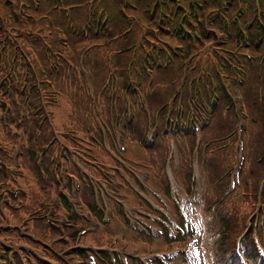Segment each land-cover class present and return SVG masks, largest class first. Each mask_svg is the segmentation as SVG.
I'll return each mask as SVG.
<instances>
[{"label":"trees","instance_id":"trees-1","mask_svg":"<svg viewBox=\"0 0 264 264\" xmlns=\"http://www.w3.org/2000/svg\"><path fill=\"white\" fill-rule=\"evenodd\" d=\"M82 52L94 97L103 98L102 87L109 80L116 85L122 109L126 104L123 90L131 99L138 96L133 84L140 77V90L151 110H159L162 123L168 111L181 112L185 119H199L207 114L205 103L211 94L215 91L219 95L201 135L202 144L208 147L206 207L215 206L210 231L219 228L216 254L222 258L235 247L236 237L246 225L242 223L245 203L251 196L256 199L264 179V0H0V182L3 188L20 186L26 190L19 194L18 211L7 205L0 210L1 227L6 222L19 225L27 212L41 209L52 199L59 187L54 162L60 161L61 149L80 148L79 137L93 144V155L101 166L105 161L115 163L100 143L101 131L92 115L93 97L80 69ZM168 54L171 61L167 67L158 66V60L163 61ZM147 65H152L151 76L146 73ZM239 66L245 70L241 86L235 80ZM237 89L247 112V162L241 187L224 196L228 182L224 175L236 155L238 141ZM110 94L113 92L108 90L107 96ZM135 109L137 114L128 130L134 143L148 130L138 99ZM49 110L54 111V119ZM56 110L61 117L55 116ZM21 112L24 116L19 124ZM85 116L97 143L87 131ZM20 130L24 132L21 171L26 177L16 178L9 168H14L12 152L19 144ZM189 140L192 143L194 135ZM45 145L49 146L39 165L38 155ZM166 148L167 144L158 140L154 148L146 150L148 165L157 178L163 176ZM91 159L88 156L85 165L101 176L89 163ZM68 163L78 174L73 161ZM82 197L95 212L89 185L83 187ZM10 201H14L11 194ZM46 211L33 216L31 237L20 239L18 231L0 236L15 237L16 242L38 249L43 240L60 234L51 224L45 235L41 215ZM70 218L73 227L67 229L66 240L55 245L58 250L72 244L77 230L88 225L72 210ZM110 238L105 232L94 241L107 243ZM248 250H254L252 238ZM17 263L21 264V255Z\"/></svg>","mask_w":264,"mask_h":264},{"label":"rangeland","instance_id":"rangeland-1","mask_svg":"<svg viewBox=\"0 0 264 264\" xmlns=\"http://www.w3.org/2000/svg\"><path fill=\"white\" fill-rule=\"evenodd\" d=\"M55 116L59 118L61 117V113H57V110H56ZM158 122H159V125H161V122H162L161 118L159 119ZM136 149L139 152H143L138 146H136ZM241 152L242 151L241 150L238 151L237 148L236 150H234V154L236 155L234 159L232 160L231 166L229 164V172H230V167L234 168L235 166H237L239 157L241 156ZM245 154L247 156L246 149L244 151V155ZM134 159L136 161V165H140L144 163L148 164L145 154L141 159H139L137 155L134 156ZM175 162H177V160ZM245 162H247V158ZM136 167L138 168V171L143 169L142 166H136ZM243 170H246V168H244ZM244 197L246 196L244 195ZM184 201L185 200H183V202L180 203L181 209L184 210L183 212L186 216L185 218L187 220V223L192 226V230H189V232L183 236L182 241L166 245L165 241H161V239H158L157 241L150 243V244L143 242V240L141 239L131 240L128 236V231H126L124 226L120 224V222H118L117 220H113V232L111 233L112 237L110 238V240H112L113 238L114 239L117 238L118 243L116 245V248L121 250L120 253L122 255L125 254L123 250L124 251L126 250L127 252L131 253L132 255L131 257H133L134 259H138L137 256H139L140 260L143 262L147 258L148 255H151L153 253H161L162 251L166 249L171 251L176 247H180V249L182 250V255L180 257L178 256L174 257L172 259V263L173 264H194L196 263L194 262L195 261L194 259L188 260L189 261L188 263V261L185 259L186 258L185 256L187 255V253H189L190 245H191V238H195L196 242L199 244L202 252L205 255L204 260L206 261V264H218V261H219L218 255L215 252H216V248L218 246V242L220 238L219 228H215L214 230L212 229V231L209 230V226L211 225V222H213L214 220L213 214H212V206L207 209L206 205L205 204L203 205L201 203L200 193L195 198V201H196V203H194L195 207L190 208L188 206L187 207L184 206L185 204ZM259 201H260L259 196L256 197V199H254L251 196V201L245 203L246 204V206L244 207L245 208V211H244L245 219L242 222L246 224L245 227L249 225V223L254 224V222L257 221V219L259 218L256 212L257 209L261 211V214H264V204L261 206V203ZM128 210L131 211L129 208H127V211ZM252 230H253V225H250V232L247 236L248 240L250 239V236L252 235ZM86 240H88L89 242L90 241L89 237L86 238ZM241 241H242V238H241ZM67 247L68 246H66V248ZM38 250H40L41 256L45 255L49 259H54L55 254H56L51 249H49V247L45 245H42L41 247H39ZM229 250L230 252L231 251L234 252L235 248H233V250L232 249H229Z\"/></svg>","mask_w":264,"mask_h":264}]
</instances>
